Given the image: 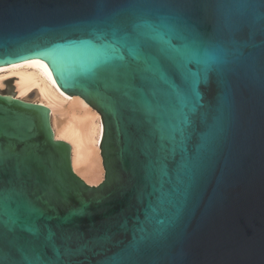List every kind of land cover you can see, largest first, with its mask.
I'll use <instances>...</instances> for the list:
<instances>
[{"label": "water", "instance_id": "water-1", "mask_svg": "<svg viewBox=\"0 0 264 264\" xmlns=\"http://www.w3.org/2000/svg\"><path fill=\"white\" fill-rule=\"evenodd\" d=\"M105 22L135 58L99 62ZM30 59L100 115L104 175L0 94V264H264V0H0V67Z\"/></svg>", "mask_w": 264, "mask_h": 264}, {"label": "bare ground", "instance_id": "bare-ground-1", "mask_svg": "<svg viewBox=\"0 0 264 264\" xmlns=\"http://www.w3.org/2000/svg\"><path fill=\"white\" fill-rule=\"evenodd\" d=\"M7 79L13 81L15 99L33 100L48 110L53 138L70 146L74 173L90 185L102 181L100 115L80 97L59 89L50 69L36 59L0 67V89Z\"/></svg>", "mask_w": 264, "mask_h": 264}, {"label": "snow or ice", "instance_id": "snow-or-ice-1", "mask_svg": "<svg viewBox=\"0 0 264 264\" xmlns=\"http://www.w3.org/2000/svg\"><path fill=\"white\" fill-rule=\"evenodd\" d=\"M135 27L136 29H140L151 28L152 26L138 24ZM105 29L97 37L100 42L96 44V52L101 64L110 65L113 61H123L125 59V49H127L130 56L136 57V50L129 47L130 35L127 33V25L125 23L113 25L105 22Z\"/></svg>", "mask_w": 264, "mask_h": 264}, {"label": "rangeland", "instance_id": "rangeland-1", "mask_svg": "<svg viewBox=\"0 0 264 264\" xmlns=\"http://www.w3.org/2000/svg\"><path fill=\"white\" fill-rule=\"evenodd\" d=\"M0 94L15 96L16 93H15V89H14V84H13V81L11 79H7L5 81L4 87L2 89H0ZM27 101L33 102V100H27Z\"/></svg>", "mask_w": 264, "mask_h": 264}]
</instances>
